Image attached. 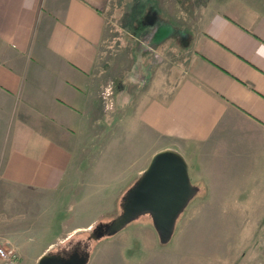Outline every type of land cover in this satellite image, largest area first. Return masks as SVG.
<instances>
[{
  "label": "crops",
  "instance_id": "crops-1",
  "mask_svg": "<svg viewBox=\"0 0 264 264\" xmlns=\"http://www.w3.org/2000/svg\"><path fill=\"white\" fill-rule=\"evenodd\" d=\"M109 2L0 0V246L20 262L25 238L38 261L93 227L74 207L95 198L99 152L112 177L104 181L126 183L121 198L154 153L172 149L187 162L193 197L264 210V12L244 0L206 8L177 73L157 63L142 84L114 85L106 113L97 97Z\"/></svg>",
  "mask_w": 264,
  "mask_h": 264
},
{
  "label": "rangeland",
  "instance_id": "rangeland-1",
  "mask_svg": "<svg viewBox=\"0 0 264 264\" xmlns=\"http://www.w3.org/2000/svg\"><path fill=\"white\" fill-rule=\"evenodd\" d=\"M220 1L223 0H110L103 8L101 50L106 62L97 97L99 109L103 110L105 103L100 95L102 86L109 81L117 86L132 77L135 83L142 84L145 72L157 63L164 64L162 74L174 76L187 51V36L197 28L200 14ZM244 1L264 12V0ZM169 24L173 33L162 38ZM95 155L98 163L91 173L96 176L91 183L96 187L95 198L80 200L74 207L83 210L77 217L80 223L94 220V225L58 241L49 251L76 248L87 253L86 264H264V210L250 207L248 200L202 199L197 194L179 214L165 242L160 240L147 213L105 237L101 225L120 213L121 191L126 183L105 182V175L112 178L104 163L106 157L102 152ZM21 244L27 245L21 262L17 257L18 264H36L38 247H28L26 238Z\"/></svg>",
  "mask_w": 264,
  "mask_h": 264
},
{
  "label": "water",
  "instance_id": "water-1",
  "mask_svg": "<svg viewBox=\"0 0 264 264\" xmlns=\"http://www.w3.org/2000/svg\"><path fill=\"white\" fill-rule=\"evenodd\" d=\"M188 174L184 157L176 150L165 149L153 154L147 167L122 196L121 211L108 223H102L105 231L112 234L142 213L151 216L153 226L162 242L167 241L174 224L196 192ZM86 252L48 251L36 264H86Z\"/></svg>",
  "mask_w": 264,
  "mask_h": 264
},
{
  "label": "clouds",
  "instance_id": "clouds-1",
  "mask_svg": "<svg viewBox=\"0 0 264 264\" xmlns=\"http://www.w3.org/2000/svg\"><path fill=\"white\" fill-rule=\"evenodd\" d=\"M25 7H31L30 4L23 5ZM261 50L264 51V45L261 46ZM101 75H103V70H101ZM114 90V84L109 81L107 85L102 86V91L100 93L101 98L104 100V110L106 113L111 112L114 109L116 101L112 100ZM126 101H121V106H124Z\"/></svg>",
  "mask_w": 264,
  "mask_h": 264
},
{
  "label": "built area",
  "instance_id": "built-area-1",
  "mask_svg": "<svg viewBox=\"0 0 264 264\" xmlns=\"http://www.w3.org/2000/svg\"><path fill=\"white\" fill-rule=\"evenodd\" d=\"M0 261V264H18L14 251L3 246H0Z\"/></svg>",
  "mask_w": 264,
  "mask_h": 264
},
{
  "label": "flooded vegetation",
  "instance_id": "flooded-vegetation-1",
  "mask_svg": "<svg viewBox=\"0 0 264 264\" xmlns=\"http://www.w3.org/2000/svg\"><path fill=\"white\" fill-rule=\"evenodd\" d=\"M74 250L76 249V248H73ZM73 249H71V250H69V251H72ZM68 251V250H67Z\"/></svg>",
  "mask_w": 264,
  "mask_h": 264
}]
</instances>
